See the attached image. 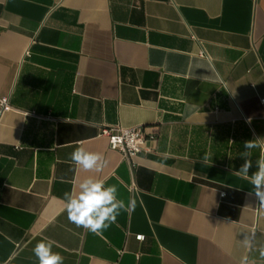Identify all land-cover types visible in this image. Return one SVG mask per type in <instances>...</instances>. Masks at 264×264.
I'll return each mask as SVG.
<instances>
[{"label":"crops","instance_id":"obj_1","mask_svg":"<svg viewBox=\"0 0 264 264\" xmlns=\"http://www.w3.org/2000/svg\"><path fill=\"white\" fill-rule=\"evenodd\" d=\"M3 95L0 264H38L45 238L64 264H264V214L236 173L264 138V0H0ZM110 126L144 128L130 161ZM78 146L107 166L75 167ZM87 176L135 200L99 235L63 211Z\"/></svg>","mask_w":264,"mask_h":264},{"label":"clouds","instance_id":"obj_2","mask_svg":"<svg viewBox=\"0 0 264 264\" xmlns=\"http://www.w3.org/2000/svg\"><path fill=\"white\" fill-rule=\"evenodd\" d=\"M245 151L240 155L245 162L238 175L248 179L253 186L252 193L258 199V208L264 214V138H256L244 142ZM259 149L261 155L256 160L258 170L249 176L252 167V151ZM73 165L85 172H101L107 166V160L100 152H93L84 147H76L70 154ZM119 183V182H118ZM117 184H106V181L93 176L82 179L77 188L64 193V208L67 219L77 228H83L93 234H102L117 222V217L122 212L134 209L135 200L125 203L119 198ZM254 233L245 234L241 241L245 247L251 248L254 242ZM55 242L51 239L39 240L32 249L38 264H64V258L59 252H54ZM259 256L264 260V245L258 249ZM5 264H8L6 261Z\"/></svg>","mask_w":264,"mask_h":264},{"label":"built area","instance_id":"obj_3","mask_svg":"<svg viewBox=\"0 0 264 264\" xmlns=\"http://www.w3.org/2000/svg\"><path fill=\"white\" fill-rule=\"evenodd\" d=\"M264 107V99L261 100ZM13 110L9 102V96H0V119L9 111ZM101 135L107 138L108 147L119 151L122 157L130 161L142 149L146 141V133L142 126L122 128L117 126L103 127ZM134 188V184L131 185ZM224 193H221L223 195ZM137 240H143V235H136Z\"/></svg>","mask_w":264,"mask_h":264}]
</instances>
